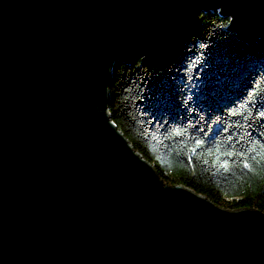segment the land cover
Segmentation results:
<instances>
[{"label":"water","instance_id":"1","mask_svg":"<svg viewBox=\"0 0 264 264\" xmlns=\"http://www.w3.org/2000/svg\"><path fill=\"white\" fill-rule=\"evenodd\" d=\"M264 0H0V264H264V212L168 185L112 121L117 62L155 67Z\"/></svg>","mask_w":264,"mask_h":264},{"label":"trees","instance_id":"2","mask_svg":"<svg viewBox=\"0 0 264 264\" xmlns=\"http://www.w3.org/2000/svg\"><path fill=\"white\" fill-rule=\"evenodd\" d=\"M217 12L155 67L117 62L109 112L168 185L232 211L264 212V38Z\"/></svg>","mask_w":264,"mask_h":264}]
</instances>
